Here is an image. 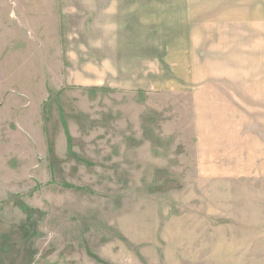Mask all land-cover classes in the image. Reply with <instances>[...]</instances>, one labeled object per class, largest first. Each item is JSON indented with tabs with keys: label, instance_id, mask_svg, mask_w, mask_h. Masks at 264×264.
<instances>
[{
	"label": "rangeland",
	"instance_id": "1",
	"mask_svg": "<svg viewBox=\"0 0 264 264\" xmlns=\"http://www.w3.org/2000/svg\"><path fill=\"white\" fill-rule=\"evenodd\" d=\"M0 264H264V0H0Z\"/></svg>",
	"mask_w": 264,
	"mask_h": 264
}]
</instances>
